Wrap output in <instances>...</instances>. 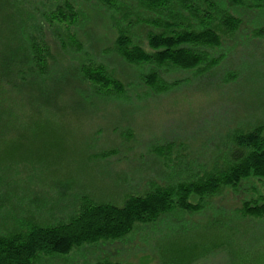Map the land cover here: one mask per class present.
I'll list each match as a JSON object with an SVG mask.
<instances>
[{
	"label": "rangeland",
	"instance_id": "374dc122",
	"mask_svg": "<svg viewBox=\"0 0 264 264\" xmlns=\"http://www.w3.org/2000/svg\"><path fill=\"white\" fill-rule=\"evenodd\" d=\"M28 1H37L41 13L66 2ZM67 1L78 23L71 34L61 26L51 66L55 87L12 93L17 104L0 123V174L10 184L0 191V235L68 224L84 203L123 207L131 196L207 180L226 169L237 135L264 124V35H258L264 5L212 0L219 6L213 22L229 13L241 21L240 29L206 50L198 69L184 71L129 65L116 51L123 33L151 52L148 35L164 31L156 23L170 20L169 12L152 14L137 0H116L115 10L98 0ZM23 6L1 5L0 25L13 16L18 34L21 14L29 15L26 0ZM100 65L125 93L98 97L84 82L81 68ZM154 70L168 85L162 94L146 84ZM259 193L264 182L251 180L215 197L193 196L190 202L202 203L200 213L177 211L176 219L138 224L120 240L37 264H264V218L241 213L244 200Z\"/></svg>",
	"mask_w": 264,
	"mask_h": 264
},
{
	"label": "trees",
	"instance_id": "16d2710c",
	"mask_svg": "<svg viewBox=\"0 0 264 264\" xmlns=\"http://www.w3.org/2000/svg\"><path fill=\"white\" fill-rule=\"evenodd\" d=\"M115 1L98 0L107 10H115ZM137 1L152 14L169 12L170 20L155 22L164 31L148 35L151 52L132 36L118 34L116 51L133 66H172L184 71L198 69L206 61V50L219 48L223 36L234 37L241 26L237 17L225 12L219 21L213 22V12H218L219 6L212 0ZM228 1L233 6L264 5V0ZM26 2L29 15L26 16V12L21 14L18 34L12 22L13 16H8L0 25V123L17 104V99L9 96L12 93L28 87L37 92L55 87L56 70L51 66L56 61L53 50H56L57 40H63L61 26L71 34V29L78 23L79 14L70 1L66 0L51 13H41L37 1ZM24 4L25 0H0V6L16 10L25 9ZM184 13L187 15L183 16ZM210 22L212 26L207 27ZM1 27H6V30ZM258 35H264V27L258 30ZM81 73L84 82L89 83L98 97L108 99L113 94L120 96L125 93L123 84L113 78L103 65L83 66ZM145 80L158 94L169 90L155 70ZM232 145L225 159L226 169L210 175L207 180L158 190L145 196H131L123 207L84 203L79 215L68 224L52 228L33 227L28 233L0 235V264H37L43 257H67L85 245L125 238L135 231L138 224H154L165 216H175L176 219L179 217L177 211L191 215L200 213L202 203L190 202L193 196L204 200L207 196L215 197L222 188L236 189L251 180L264 182V124L237 135ZM7 185L9 182L0 174V191ZM241 213L245 218H264V194L244 200ZM96 264L121 263L106 261Z\"/></svg>",
	"mask_w": 264,
	"mask_h": 264
}]
</instances>
